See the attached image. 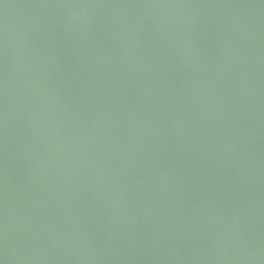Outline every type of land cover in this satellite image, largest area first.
Wrapping results in <instances>:
<instances>
[{
    "label": "water",
    "instance_id": "water-1",
    "mask_svg": "<svg viewBox=\"0 0 264 264\" xmlns=\"http://www.w3.org/2000/svg\"><path fill=\"white\" fill-rule=\"evenodd\" d=\"M0 264H264V0H0Z\"/></svg>",
    "mask_w": 264,
    "mask_h": 264
}]
</instances>
